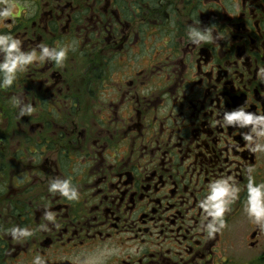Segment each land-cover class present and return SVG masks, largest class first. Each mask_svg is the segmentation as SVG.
Masks as SVG:
<instances>
[{"label":"flooded vegetation","instance_id":"flooded-vegetation-1","mask_svg":"<svg viewBox=\"0 0 264 264\" xmlns=\"http://www.w3.org/2000/svg\"><path fill=\"white\" fill-rule=\"evenodd\" d=\"M9 4L0 34L69 51L0 89V264H264V230L244 211L264 151L244 139L251 126L220 123L242 106L264 115V0ZM194 21L223 38L193 44ZM224 177L241 191L209 237L199 203ZM55 179L79 198L50 192Z\"/></svg>","mask_w":264,"mask_h":264},{"label":"clouds","instance_id":"clouds-1","mask_svg":"<svg viewBox=\"0 0 264 264\" xmlns=\"http://www.w3.org/2000/svg\"><path fill=\"white\" fill-rule=\"evenodd\" d=\"M14 4L0 9V21L7 20L14 13ZM195 22V21H194ZM200 23V22H199ZM214 27L201 28L198 22L195 26L190 25L188 29L189 39L195 45L208 43L213 39H222V33L216 31L213 34ZM69 48L53 47L49 48L43 44L39 45V54L33 49L30 52L21 50V41L14 38L10 33L0 34V89L9 88L15 81L17 74L24 72L28 66L35 61H52L57 67L62 66ZM262 82H264V69L258 74ZM17 104L22 101L17 100ZM32 107L24 105L20 108V116L31 114ZM222 127L238 126L239 128H247L251 126L250 133L244 135V139L252 142L255 136V146L251 148L252 152L264 151V115L252 114L246 110L244 106L233 111H225L220 121ZM254 170L249 168L248 183L246 185V200L244 211L247 216L258 227L264 230V183H256L251 173ZM49 191L59 193L66 197L69 201L77 200L78 192L71 184L70 179H55L50 183ZM240 188L232 181L231 177L219 178L212 181L206 189L204 198L200 201L199 207L205 213V219L211 217V220L205 226V231L209 237L220 229L225 227L224 215L230 211V205L239 199ZM45 219L54 221L55 217L48 211L45 212ZM46 227V226H42ZM13 238L28 237L32 233L27 228L13 227L9 230ZM34 264H43L39 256L35 257Z\"/></svg>","mask_w":264,"mask_h":264}]
</instances>
